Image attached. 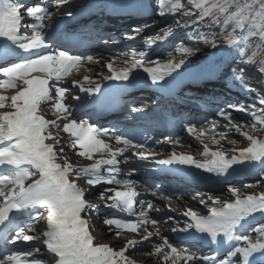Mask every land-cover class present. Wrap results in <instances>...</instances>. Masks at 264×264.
Returning a JSON list of instances; mask_svg holds the SVG:
<instances>
[{
    "label": "snow or ice",
    "instance_id": "snow-or-ice-1",
    "mask_svg": "<svg viewBox=\"0 0 264 264\" xmlns=\"http://www.w3.org/2000/svg\"><path fill=\"white\" fill-rule=\"evenodd\" d=\"M68 4L69 0H52L50 9L44 0L32 6L20 0H0V110L8 109L0 111V245L16 244L18 241L25 244L36 242L32 249L23 253L4 254L0 251V264H44L39 259H28L39 253L40 245L44 246L52 264H134L129 256L145 242L152 245V250L145 255L155 256L160 264H264V223L251 228L256 234L254 239L247 234H237V229L243 230L250 217L257 213L264 217V192L241 196L235 187H229L227 190L234 198L230 202L208 208L207 201L201 199L200 204L208 208V214L201 215L187 209L182 215L190 222L183 226L177 223L170 228L173 233H183L190 239L215 245L217 255L214 256L198 254L188 247L181 248L171 243L161 234L160 225L172 217H167L166 221L151 217L150 212H159L151 200H139L137 212L135 206L140 194L136 191V182L117 178L121 172L120 165L137 158L141 161L154 160L158 165L179 166L176 170L192 182L211 177L227 179L233 174L252 172L264 179V139L246 131L245 126L234 120L232 115L233 112L250 113L254 131L256 124H264V119L257 116V113L264 116V96H257L251 105L228 104L217 109L218 118L208 122L210 127L190 123L183 125V130L203 146L202 159L175 151L165 159H157L161 153L148 147L151 137H145L143 143H136L115 126L98 128L87 120L74 117L67 103L69 88L63 85L74 72H79L84 61L93 62L94 57L70 54L67 50L69 42H62L59 34L48 30L55 17L71 15L63 7ZM134 7L139 12H147L143 0H139ZM182 7L184 16L191 15L189 7L198 10L199 17L194 23L210 18L213 24L225 29L231 27V32H225L226 44L229 48L235 47L241 57L245 56L244 46L253 40L264 41V0H244V3L241 0H187V6L179 2L160 3L158 14L164 17L166 8L169 12L179 13ZM25 18L33 22L24 23ZM188 24V20L174 21L175 28H187ZM173 31L170 25L163 35L143 38L145 49L137 51L132 48L130 56H126L120 67H114L115 61L107 62L105 67L110 74L104 75L103 79L122 82L123 90L131 86L130 77L131 80L136 79L132 74L137 69L147 73L153 85L161 82L170 85L178 80L183 76L180 70L189 57L197 54L198 49L177 47L179 56L169 51L166 53L168 59L163 63L147 59L148 50L158 41H166ZM133 33L126 39L131 41L141 37L142 28L133 29ZM204 42L218 47L215 41L205 39ZM52 45L65 50L50 51ZM72 46L75 47V43ZM255 55L253 52L243 62L252 65ZM95 62L99 63V60ZM258 70L264 73V62ZM209 75L205 72L195 74L193 78L202 79ZM166 77H171V80L166 81ZM233 79L246 94L255 92L251 85L245 83L242 71L234 74ZM71 84L87 95L101 91L100 83L89 76H84L83 82L73 79ZM7 91L14 94L5 95ZM44 108H49L55 118L47 119L42 114ZM139 110L132 109L133 112ZM221 122L224 131L217 134ZM233 131L247 141V146L238 154L229 155L219 147L211 150L205 142L210 140L213 145L219 146ZM59 132L72 138V148L77 150L75 154L79 157L93 161L94 156L99 154L100 158L86 167H75L65 155ZM108 140H114L122 147L113 148ZM160 142L155 141L157 144ZM164 142L172 146L179 144L178 139L171 137H165ZM128 152H131V157L125 155ZM135 171L129 169L126 175L130 177ZM200 172L208 176H201ZM81 178H86L90 186L88 190L76 183ZM101 184L120 186L122 190L105 188L99 193V198L114 201L107 206L122 209L129 217H134L129 220L105 217L103 221L116 238L122 232L133 234V238L122 245L94 243L90 230L94 225H89L87 217L92 212L98 213L99 209L88 203L86 195ZM109 192L114 194L108 195ZM152 195L156 196L157 192L152 191ZM199 195L202 194L197 193L192 198L196 199ZM164 198L171 200L170 196ZM208 200L213 205L220 204L210 195ZM40 209L43 212H39V216L46 214V230L42 237L29 234L35 231L34 213ZM168 210L172 211L171 208ZM150 227L154 231L149 230ZM153 238L159 243L153 244ZM222 249L223 258L218 259Z\"/></svg>",
    "mask_w": 264,
    "mask_h": 264
},
{
    "label": "rangeland",
    "instance_id": "rangeland-1",
    "mask_svg": "<svg viewBox=\"0 0 264 264\" xmlns=\"http://www.w3.org/2000/svg\"><path fill=\"white\" fill-rule=\"evenodd\" d=\"M71 1H73V0H69V3ZM83 1H87V0H83ZM115 1L119 5V8H120L119 10L121 11L118 16H122L126 19H129L128 16L131 13L132 6L134 7V5H135L134 3L139 2V0H114V1L110 0L111 3H114ZM162 1L163 0H143V3L145 6L147 5V3H148V6H150V8L147 9V12H149V10H151L149 19L144 20L142 18L143 23H140V21L142 22V19H141L140 21H138L137 23H135L133 25L132 24L128 25L129 28L124 31V32H126L124 35H126V36L127 35H133L134 34L133 29L142 28V36L137 37L136 40H131V42H135V43H138L139 45H141V48H139V46L137 47L138 50L139 49L144 50L145 45L143 43V38H152V37L156 36L157 34L163 35V32L167 31L169 26L171 25L174 28L173 34L170 37H168L166 41H158L156 45H154L150 50H148L149 55H148L147 59L148 60H155V61H159V62L163 63L168 59L166 53L171 51L174 56L178 57L179 53L176 52V48L187 46V47H192L193 49H198V52L195 56L188 58V62L186 63L185 66H183V68H188L192 65L198 64L203 58H205V56L211 50H214L215 48L210 46V44H206L204 42V40L207 38L196 33L194 30L192 31V33H190L185 28H175L174 21L179 19L176 16L177 13L175 14V13L169 12L166 8L165 9V16L161 17L158 14V12L160 10L159 4L162 3ZM13 2H16V1L13 0ZM179 3L182 6H187V4H185L186 2L184 0H180ZM70 5L75 7L78 5V3L76 5H72V4L64 5L63 7L66 8ZM130 7H131V9H130ZM50 9H51V7H50ZM68 10H69V8H68ZM182 11H183V7H182L181 12ZM147 12H139L138 11V13H140V15H144ZM181 12H179V13H181ZM179 20L182 21V19H179ZM136 24H139V25H136ZM144 25H147V27H144ZM197 37H199V39H197ZM207 40H209V39H207ZM216 45L218 46V44H216ZM114 51L117 54H120L121 52L126 53L125 56L120 58V61L118 63V67H120V66H122V61L126 58V56H130V53H128L129 51L126 48H114ZM106 55L107 56L103 59V61L98 65V68L94 71L95 75L93 76V78L96 79V81L100 84L103 82H106L103 79V77L102 78H100V77L103 76L104 74H106V75L110 74L108 72L107 68L105 67V65L107 62H109L111 60L110 56H113L114 54L108 53ZM235 55L236 56L238 55L237 51L232 56H235ZM118 57H120V56H118ZM242 61H244V59H242ZM262 62H264V58L261 60H255V64H257V65L255 67L249 68L250 69L249 71L252 72V74L251 73H243V78H244L245 83L248 85H251L255 89V92H253L252 94H246L245 92H243L240 85L233 79L234 74L240 73L241 71L244 72L241 69L243 67H241V65H236V66H233L232 70L230 68V74H231L230 77H232L233 82H235L234 85L237 84V87H238L236 89H230V90H232L231 96H234V94H237V92L238 93L241 92L246 97V98H242L243 101L241 100V101L235 102V104L243 103V104L251 105L256 101L257 96H264V87H262V85L264 84V73H261L258 70L259 65ZM88 67H90V66H88ZM134 73H133L134 76L137 75V73H135V74ZM146 74H143V78H146L147 81H149L150 79H148V76H146ZM247 74H249V76ZM173 75H175V73ZM187 76L188 77L185 79L184 84L189 88H195L194 87L195 85H193L191 83L189 84V78H190V80L192 78L191 74H189ZM138 77H140V76H138ZM169 78L171 79V77H167L166 79H169ZM206 79H207V77H206ZM225 79H223V77H222V81H224V84L228 87V82L231 83V81L227 80V76L225 77ZM106 83L110 85L109 81H107ZM121 83L122 82L119 81L117 84H121ZM65 84H67L66 87L69 88V93L67 94L69 99L67 100V103L70 104L72 99H74L73 97H76V95H78L79 87H75V88L72 87L71 81L65 82ZM209 84H211V83H207L206 85H209ZM64 87H65V85H64ZM6 93H8V92H5L4 94H6ZM12 94H14V93H10V95H12ZM222 108H225V106ZM6 110H8V109H4L1 111H6ZM232 115H233L234 120L239 121L242 125L245 126L246 131H250L253 135L257 136L258 138L264 139V124H256L255 130L253 131V129H252L253 119H252V116L250 113L248 115H245V114H241L238 112H233ZM257 116L259 119H264V116H261L259 113H257ZM217 118L218 117L216 115L215 119H217ZM210 121H212V120L210 118H208L207 121L205 122V125L210 127V124L208 123ZM220 129L222 131H224L223 122H221L218 130H220ZM217 138H219V137L217 136ZM205 142L208 143V146L211 150H217V148L219 147L222 150L228 152L229 155L238 154L240 149L247 146V141L244 140L243 137H241L239 134L235 133L234 131L229 133L227 139L224 140L223 142L221 141V145H219V146L213 145L210 142V140H206ZM179 144H184L186 147H188V149L196 151V152H194V153H196L195 158L202 159L203 146L198 141H196L193 137H191L187 134L184 137H181L179 139ZM76 151L77 150H75V151L70 150V151H65V152L69 154V157L71 159H75L77 156V154H75ZM177 154H180V153H177ZM184 154H186V153H184ZM126 156L131 157V154L130 153L126 154ZM192 156H194V155H192ZM84 161H85V159H84ZM129 162H131L132 169H135L134 166L137 167L140 163H143V162H146V163L151 164V165L155 163L154 160L152 162H151V160L141 161L137 158H132V159H130ZM196 172H199V170H197ZM201 175H207L208 176V174H204L202 172H201ZM35 178L36 177H33V179H35ZM117 178H118V176H117ZM131 178H134V177H131ZM211 179H214L212 182L216 183L217 178L211 177ZM80 181H81V179L79 180V182ZM246 185H251V187H245ZM229 187H235L239 191L241 196L259 195L261 192H264V179H262L260 176L256 175L255 172H252L250 174L249 173H237V174H233V175L229 176L227 181L225 179V182L221 185V187L218 189H214L215 191H213L211 189L206 190L205 188L188 190L185 192L186 195H181V198L174 200L176 203L183 206L184 210H181L180 212H178L177 210H173V213L171 215L169 214L172 217V219H171L172 222L167 223L165 226H170V227H171V225L176 226V223H174V220H176V222H177V220H181L182 223H180V226H183L186 222H190L187 217H184L182 215V213L187 209L194 208L195 210H197L198 214L206 215V214H208V208H211L213 206L219 207L225 202H230L234 198H232L230 196V193L227 190ZM95 190H99L98 193H100L102 189H95ZM197 193H200L202 195H199L196 197V199H193L192 198L193 195H195ZM209 195L213 199L219 200L220 204L219 205H213L212 201L208 200ZM201 199H205L207 201L208 208H205L203 205L200 204ZM100 205L101 204L97 205V207H100ZM176 216L178 219H174ZM254 217H258V218H254ZM254 217L249 218V222L246 223V226L243 229V232H241L240 234H247L250 237H252L253 239L255 238L256 234L251 231V228L258 226L261 223H264V217H262L259 213L255 214ZM44 219L46 220V214L44 215ZM104 219H105V217L104 218H97L95 220L97 223L96 222L95 223L102 225V224H104L103 223ZM102 226H106V225H102ZM161 234L163 236L167 237L170 241L171 237L169 235H166L163 232ZM152 243L153 244L159 243V241L153 240ZM142 249H144L145 252H150L152 250V245L149 243H146L145 245H143ZM220 258H223V256Z\"/></svg>",
    "mask_w": 264,
    "mask_h": 264
},
{
    "label": "bare ground",
    "instance_id": "bare-ground-1",
    "mask_svg": "<svg viewBox=\"0 0 264 264\" xmlns=\"http://www.w3.org/2000/svg\"><path fill=\"white\" fill-rule=\"evenodd\" d=\"M52 4V0H50L48 2V6L51 7ZM134 4H137V2H135ZM116 5V4H114ZM114 5H110L105 7L101 14L98 16H92L93 19L90 20L91 24L89 26H91V30L92 33H98L100 35V38H109V37H113L116 35V33L119 32H124L125 30H127L129 27L128 25L130 24H135L138 21H140L142 18L144 20L149 19L150 16V12L151 10H149V12H147L144 15H140V13H135L134 10H136L135 7L132 8L133 13H132V17H129L130 19H126L122 16H118L117 14V10L118 9L116 6ZM147 9L150 8V6H148V4L146 5ZM101 9V8H100ZM132 12V11H131ZM138 12V11H137ZM140 15V17L137 18V16ZM143 19L142 22L140 21V23H143ZM88 23V22H87ZM87 31H89L86 28ZM95 30V31H94ZM115 31V32H114ZM91 32V31H89ZM85 39L87 40V42L89 44H95L96 46V50H98L100 47L102 48L101 51H97V54H94V61L93 62H83V67H81V69L79 70V72H74V74L69 78V79H75L78 81L83 82V77L84 76H89L91 77V79L95 80L93 78L94 71L98 68V65L103 61V59L107 56L106 54H110L113 53V56L111 57L110 61H115V65L114 67H118V63L120 61V58H122L123 56L126 55V53L121 52L120 54H117L114 49H110L108 47H103V45H99V43H95L96 41L94 39H89L88 37H85ZM118 41V39H117ZM115 41V42H117ZM119 42V41H118ZM225 42V41H224ZM104 44V43H103ZM138 43L135 44H131L128 45L126 48L129 51L128 53H130V50L132 48H136L137 51L138 50V46L139 48H141V45H137ZM225 55V54H224ZM120 56V57H118ZM95 60H99V63H96ZM91 64L90 67H88ZM141 72L142 69H137ZM101 75V74H100ZM106 75V74H104ZM103 75V76H104ZM103 76H101L100 78H102ZM217 77V75H216ZM215 77V78H216ZM68 79V80H69ZM207 83H211L209 85H206ZM222 83V82H221ZM221 83H216L213 80H209V81H205L200 87H198L195 90H192V94L188 97L184 95V91L181 92L180 95H176L174 97V101H176L175 103V111L173 112L175 117H183V118H188V120H191L193 117L194 120H202L203 121H198L196 123V125L200 126V125H205V121L207 118H210L211 120L215 119L216 117V112L217 109H221L222 107L228 105V104H235V102H238L239 100L237 99V97L240 98H246L245 96L242 95H237V96H231V93H229L228 88L224 87V85H222ZM182 88H187V86L182 82L180 83H175L174 84V90L176 89L175 92L180 91ZM144 90L143 93L138 94V92H133L130 91L127 93L126 98H124V101H127L125 104L129 103L128 100H135V101H143V99H145L146 97H149L148 95V91L147 89H142ZM152 95V93H151ZM97 96V95H96ZM238 100V101H237ZM185 102V103H184ZM188 105V106H187ZM206 107L207 109L204 110V108L202 109H198V107ZM126 108V107H125ZM146 109H148V107H145ZM179 108H182L183 110H178ZM1 111V110H0ZM167 111L170 112V108H167ZM43 115H45V117L48 118H52L54 119L55 117L53 116L51 110L49 108H44L43 110ZM193 115V117H192ZM205 116L207 118H205ZM205 118V119H204ZM192 119V120H193ZM79 120V119H78ZM192 124H195L194 121H192ZM219 126L217 128V133L221 132L222 130H218ZM58 136L61 138V142H62V146L64 147L65 151H75L72 148V144H71V140L68 136V134L63 133V132H59ZM106 139V138H105ZM223 142V141H222ZM113 148L116 147H122V145H116L115 141L112 140L111 143ZM200 150V149H199ZM161 153L160 156L157 157V159H165L167 158L173 151H175L176 153H186L188 155H194L193 157L196 156V151L190 150L188 149V147H186L185 145L182 144H177L175 146L169 145H163L159 150H157ZM200 152V151H199ZM129 153V152H128ZM65 155L67 156L68 160L75 166L78 168L81 167H86L89 164L93 163L94 160L99 159L100 155L97 154L96 156H94L93 161H89V160H85V158L79 157L78 155L76 156L75 159H71L69 157V154L65 152ZM83 159V160H82ZM185 177H183L184 180H174L175 185L178 184L177 186L180 189H185L187 187H191L194 184H199L202 183L204 180L199 181V182H192L191 180H189L185 174H183ZM80 180V179H79ZM79 180L76 181V183L83 189L88 190L89 189V185L86 183V178L85 179H81V181L79 182ZM27 183H31V181H28ZM211 187V186H210ZM92 191V190H91ZM97 194V193H96ZM95 195H93V193L86 195V200L89 203H97L99 202V200H96V197H94ZM99 197V195H98ZM105 199H102V201L100 202H104ZM168 201V203L174 208L176 209L178 212H180L181 210H184V207L179 205L178 203L174 202V201H170V200H166ZM137 207H139V205H137ZM193 211H196L194 208H192ZM39 212H43L42 209H40ZM99 213H93L92 215H90V217H87L88 219V223L89 225H94L93 227H91V234L93 235L94 239V243L95 244H109V245H113V246H118V245H122L126 242L127 239L133 238V234L131 233H127V232H122L119 238L113 237V232H109L107 228L104 227H99L97 226V222L95 221L96 218L98 217ZM83 215V214H82ZM36 217V219L33 220L34 224H39L42 226L44 225V223H46V220L44 219V216H39L34 215ZM254 218H258V217H254ZM96 222V223H95ZM180 223V222H177ZM34 228L37 230V227L34 226ZM149 230L154 231V229H152L151 227L149 228ZM166 230V229H165ZM164 229H162V227H160V232H165ZM161 232V233H162ZM168 232H170V229H168ZM172 234H174L173 232H171ZM171 234V235H172ZM183 234V233H181ZM186 235V234H185ZM174 237H177V235L175 234ZM136 239H139L138 236L135 237ZM153 240H156L155 238H153ZM147 242H145L144 244L140 245L139 247H137L135 250H133V252L130 254L129 258L131 260H133L134 264H160V261L157 260L155 258V256H149V255H145L144 249H142L143 245H145ZM206 245V243H205ZM35 246V245H34ZM179 247L182 248L181 245H179ZM216 247L215 245H213V248ZM39 248L41 249L40 253H43L45 251V248L43 245H40ZM204 249V246L202 247ZM37 258H36V257ZM34 259H39V260H48L50 259V257H46L45 255H38L36 253H34L33 255ZM48 258V259H47ZM28 259H32L31 257ZM50 264H52V261H49Z\"/></svg>",
    "mask_w": 264,
    "mask_h": 264
},
{
    "label": "trees",
    "instance_id": "trees-1",
    "mask_svg": "<svg viewBox=\"0 0 264 264\" xmlns=\"http://www.w3.org/2000/svg\"><path fill=\"white\" fill-rule=\"evenodd\" d=\"M167 4H170L172 2H179L180 0H166ZM187 4V0H184ZM241 3H244V0H241ZM188 11L191 12L190 16H182V20H188L189 23L193 21H197L199 17V12L196 9H188ZM197 29V32L204 35L207 39L210 41H215L216 44H220L224 41H227V36L225 35V32H231V27L225 29L219 24H213L210 20V18H205L202 23H198V25L195 27ZM239 35V33H238ZM252 38H250L251 40ZM243 51L245 52V59H247L248 56L252 55L253 52L256 53L253 64L251 67H255L257 64H255V60H261L264 58V41L259 40H253L251 43L247 44L243 47Z\"/></svg>",
    "mask_w": 264,
    "mask_h": 264
}]
</instances>
